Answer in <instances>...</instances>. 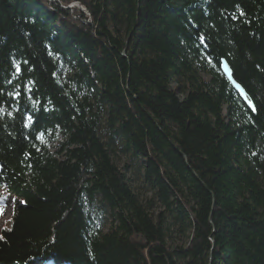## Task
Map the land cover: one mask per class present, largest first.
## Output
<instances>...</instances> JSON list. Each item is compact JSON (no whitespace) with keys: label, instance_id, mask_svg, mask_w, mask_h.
<instances>
[{"label":"trees","instance_id":"trees-1","mask_svg":"<svg viewBox=\"0 0 264 264\" xmlns=\"http://www.w3.org/2000/svg\"><path fill=\"white\" fill-rule=\"evenodd\" d=\"M0 188V264H264V0H0Z\"/></svg>","mask_w":264,"mask_h":264},{"label":"rangeland","instance_id":"rangeland-1","mask_svg":"<svg viewBox=\"0 0 264 264\" xmlns=\"http://www.w3.org/2000/svg\"><path fill=\"white\" fill-rule=\"evenodd\" d=\"M69 7H68L69 9H71V8L72 9L73 8L76 9L77 8V9L83 11V9L80 6H78L77 4L76 5H71ZM119 34H120V37L123 38V31H121V33H119ZM61 143H62V140L57 137V139H55V140H49V141L46 140L45 141V144H46L45 147L50 152H57ZM114 161L117 164V166L119 168H121L122 165H124V163H126L127 159L122 154H120L118 152V150L115 148V150H114ZM128 176L131 179L132 188L134 189V191L137 192V194L140 197V199L143 201L146 198H148L149 195L146 193L145 189L142 188V186H141V178H140V176L138 174H136L135 172L134 173H131V172L128 173ZM0 201H3V203H0V210H2V214L5 217V221H4L3 225L0 227V233H1V230H2V228L4 226V224L6 222H8V220L11 218V216L13 214V211L15 209V206L17 204V201L12 196L7 194L2 188H0ZM152 212L154 214H156L157 208L155 206L152 208ZM184 243H185V241H184L183 237H181L178 234H174L173 244L175 246L183 245Z\"/></svg>","mask_w":264,"mask_h":264},{"label":"water","instance_id":"water-1","mask_svg":"<svg viewBox=\"0 0 264 264\" xmlns=\"http://www.w3.org/2000/svg\"><path fill=\"white\" fill-rule=\"evenodd\" d=\"M221 71L224 77L227 79V81L230 83V85L234 89V91L238 93L240 98L247 104L248 108L254 112L252 105H249V103L246 102V98H245L243 90L240 87H237V84L233 81L229 67L224 61H222Z\"/></svg>","mask_w":264,"mask_h":264},{"label":"bare ground","instance_id":"bare-ground-1","mask_svg":"<svg viewBox=\"0 0 264 264\" xmlns=\"http://www.w3.org/2000/svg\"><path fill=\"white\" fill-rule=\"evenodd\" d=\"M4 221H5L4 215L0 214V227L3 225Z\"/></svg>","mask_w":264,"mask_h":264},{"label":"snow or ice","instance_id":"snow-or-ice-1","mask_svg":"<svg viewBox=\"0 0 264 264\" xmlns=\"http://www.w3.org/2000/svg\"><path fill=\"white\" fill-rule=\"evenodd\" d=\"M237 87H239L238 85H237ZM248 103H249V105H251V101L249 100L248 101ZM39 139H43V135H41L40 137H38ZM6 199V198H5ZM0 203H3V201H0ZM0 214H2V210H0Z\"/></svg>","mask_w":264,"mask_h":264}]
</instances>
